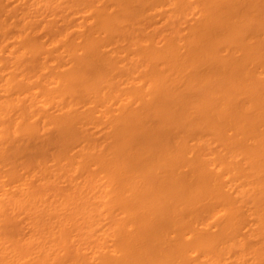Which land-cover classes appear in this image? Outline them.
I'll list each match as a JSON object with an SVG mask.
<instances>
[{
  "label": "bare ground",
  "instance_id": "bare-ground-1",
  "mask_svg": "<svg viewBox=\"0 0 264 264\" xmlns=\"http://www.w3.org/2000/svg\"><path fill=\"white\" fill-rule=\"evenodd\" d=\"M0 264H264V0H0Z\"/></svg>",
  "mask_w": 264,
  "mask_h": 264
}]
</instances>
